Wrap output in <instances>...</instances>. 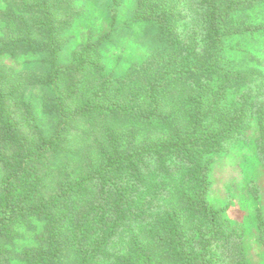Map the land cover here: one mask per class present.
<instances>
[{
    "label": "trees",
    "instance_id": "obj_1",
    "mask_svg": "<svg viewBox=\"0 0 264 264\" xmlns=\"http://www.w3.org/2000/svg\"><path fill=\"white\" fill-rule=\"evenodd\" d=\"M18 1L35 18L30 25L18 27L26 31L25 35L13 32L4 38L8 44L3 46L0 54L15 48L49 52L51 70L44 83L49 85L54 113L61 122L51 139L44 138L37 128L33 135H38L39 140L32 144L29 106L23 103L21 94L11 97L4 92L0 83V165L5 172L0 186V240L10 241L17 224L25 222L31 215H39L48 222L50 220L51 227L47 236L41 239L46 246L24 254L34 263L64 264L65 252L70 248L76 264H98L104 258H113V264H223L219 248L230 241L225 235L220 212L207 200L210 164L204 160V155L221 150L234 133L243 129L246 113L239 116L236 110H229L225 88L214 92L202 80L207 77L208 82L217 75L219 80L227 81L230 76L235 77V73L220 74L221 68L212 69L205 63L175 67L176 59L169 62L166 57L154 55L149 63L134 69L128 82L116 90L110 78L103 74L99 62L98 45L107 36L78 49L68 68L57 64L60 48L57 34L69 25V17L75 15L74 0H61L66 1V6L55 0ZM140 1L146 6L144 15L139 11L140 20L157 21L164 31L173 33L169 24L172 18L159 11L157 5L149 7V0ZM201 3L216 51L211 59L214 63L218 60L224 36L241 31L239 28L227 31L232 15L250 8L254 0H201ZM179 83H186L182 90L177 89ZM193 84H201L199 93H191L186 88ZM167 92H178L176 106L180 105V111L187 110L185 115L188 114L189 124L183 128L177 125L169 137L138 148H127L119 138L110 137L95 159L89 155L80 158V166H84L79 175L58 177L56 184L35 177L32 169L37 164L51 152L64 150L73 123L97 117H105L107 126L115 125L117 117L152 123L162 118L158 101L167 97ZM161 93L163 95L159 97ZM172 106L168 105L167 110L173 109ZM227 116L229 118L223 119ZM152 159L158 165L156 169L148 163ZM179 160L185 163L186 169L181 170L183 180L178 191L186 193L193 214L205 226L201 228L198 248L187 244L183 222L174 210L154 224L143 225L150 216L146 205H153L165 186L163 181L158 184L154 180L153 170H157L160 177L170 174L168 162ZM53 190L56 192L47 196V192ZM58 208H67L68 215H74V222L78 219L76 236H71L66 243L61 236L62 228L55 220L51 221ZM133 224L140 227L132 228ZM151 226L153 230H150ZM122 228L129 229L131 237L126 251L116 255L110 252V246ZM87 232L92 236H86ZM156 247H163L164 253L158 254ZM8 255L6 249L0 248V264L7 263ZM241 264L245 263L241 261Z\"/></svg>",
    "mask_w": 264,
    "mask_h": 264
},
{
    "label": "rangeland",
    "instance_id": "obj_2",
    "mask_svg": "<svg viewBox=\"0 0 264 264\" xmlns=\"http://www.w3.org/2000/svg\"><path fill=\"white\" fill-rule=\"evenodd\" d=\"M149 1V7L157 5L159 11L172 18L169 24L173 33L164 31L157 21L140 20L139 15H144L146 7L140 4V0H74L72 6L75 15L69 17V25L57 34L60 45L57 64L61 68H68L78 49L100 42L107 36L98 45V56L103 74L110 78L116 90L128 82L134 69L149 63L154 55L166 57L169 62L176 59L173 64L175 67L205 63L211 65L212 69L221 68L220 74L235 73L236 76H230L227 81L222 78L219 80L217 75L208 79V82L207 77L202 80L214 92L225 88L223 90L229 110H236L239 116L246 113L243 129L234 133L221 150L204 155V160L210 164L207 200L220 212L225 235L230 241L218 247L223 264H241V261L245 264H264V0H254L250 8L232 15L227 31L238 28L241 31L224 36L218 60L214 63L211 59L216 51L204 21L201 0ZM55 2L66 6V1ZM33 18V14L28 13L25 5L19 1L0 0V50L8 44L4 38L9 34L20 32L25 35L26 31L18 27L26 23L30 25ZM15 49L0 54L2 89L11 97L21 94L23 103L29 106L32 144L39 140L38 135H33L37 128L44 138L51 139L61 120L54 113L49 85L44 83V78L51 70L49 52ZM185 85L179 83L177 89L182 90ZM186 88L191 93H199L201 84ZM167 93V97H162V93L159 96L162 97L158 101L159 116L163 112L162 118L152 123L131 121L124 117H117L115 125L108 126L105 117L73 123L64 150L51 152L41 164H37L32 169L35 177L56 184L58 177L79 175L84 166H80V158L89 155L95 159L98 150L106 147L110 137L119 138L127 148L142 147L169 137L176 131L177 125L183 128L189 124V118L188 114L185 115L186 109L180 111V105L176 106L178 92ZM168 105H173V109L169 107L167 110ZM242 109L245 110L241 112ZM227 118L229 116L223 117ZM148 163L152 169L158 166L154 159L148 160ZM168 165L171 166L170 174L160 177L157 170H153L156 174L154 180L158 184L160 180L163 181L165 186L161 195L157 194L156 202L146 205L150 216L146 217L143 225L154 224L161 216L174 210L183 222L187 244L198 248L201 228L205 226L193 214L186 193L178 191L183 180L181 170L186 169L185 163L180 160L169 161ZM4 174V167L0 165V186ZM54 192L56 190L48 191L47 196ZM187 196L190 197L189 193ZM66 209L58 208L56 217L51 219L62 228L60 232L64 243L71 236H76L78 225V219L74 222V215H68ZM49 226L50 220L48 222L39 215H31L25 222L17 224L15 235L10 241L0 240V248L9 253L4 264H41L27 260L24 254L28 250L46 246L41 239L47 236ZM131 227L137 229L140 225L133 224ZM153 229L151 226L150 230ZM86 236H92V233L87 232ZM130 237L129 229L122 228L113 239L110 252L123 254ZM155 250L160 255L164 253L163 247H156ZM72 252V249H67L64 264H76ZM114 262L113 258H104L98 264Z\"/></svg>",
    "mask_w": 264,
    "mask_h": 264
}]
</instances>
